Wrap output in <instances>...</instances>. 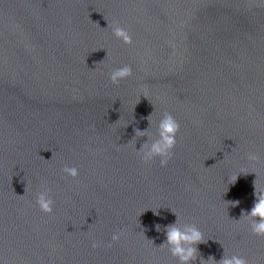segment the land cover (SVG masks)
<instances>
[{"label": "water", "instance_id": "obj_1", "mask_svg": "<svg viewBox=\"0 0 264 264\" xmlns=\"http://www.w3.org/2000/svg\"><path fill=\"white\" fill-rule=\"evenodd\" d=\"M123 65L132 75L113 84ZM164 112L180 128L161 167L133 142L148 139L137 129L158 137ZM254 183L264 187L259 0H0V264H178L159 247L173 223L204 234L190 264L226 252L264 264V236L240 218ZM45 188L51 212L36 204Z\"/></svg>", "mask_w": 264, "mask_h": 264}, {"label": "clouds", "instance_id": "obj_2", "mask_svg": "<svg viewBox=\"0 0 264 264\" xmlns=\"http://www.w3.org/2000/svg\"><path fill=\"white\" fill-rule=\"evenodd\" d=\"M259 3L264 5V0H259ZM111 28L115 37L122 40L124 43L131 42V37L125 28L120 27L115 22L111 24ZM131 75V67L123 65L111 69L109 72V79L113 84H118L119 81L130 77ZM148 120L151 125L153 122L152 114L149 115ZM156 127L158 130V137L156 138L152 136L149 129H137L135 133L136 137L146 136L148 139L145 140L138 149L135 146L136 143L133 142V148L143 162H149L155 157H159L160 166L163 167L173 155L172 149L176 144V135L179 131L180 125L171 113L164 112L156 123ZM248 159L250 161H258L259 156L256 154H250ZM62 171L67 176L73 178L79 175V169L75 166H64ZM48 191L49 190L45 188L36 195V204L44 212H51L53 206V200L48 195ZM24 195L16 196L23 197ZM254 196L255 200L253 206L240 218L243 217L248 220L253 234L264 236V187L254 183ZM173 213L177 216V219L180 220L178 214L176 212ZM156 228L159 230V225H157ZM165 236V242L159 247H167L171 255L178 259V264H190V261H194L198 251L195 245L205 241L203 232L196 225L190 223H184L183 226H178L176 223L165 226ZM119 238V232L113 233L112 240H118ZM147 240L149 243L153 244L151 240ZM96 246V243L93 242L92 247ZM201 264H217V262L209 258L207 261L201 260ZM218 264H248V261L240 255H228L226 252V255L218 262Z\"/></svg>", "mask_w": 264, "mask_h": 264}]
</instances>
